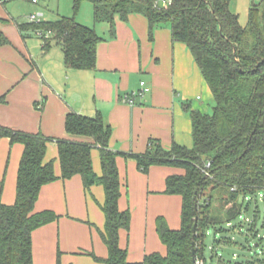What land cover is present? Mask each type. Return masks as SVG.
Returning <instances> with one entry per match:
<instances>
[{
  "label": "trees",
  "instance_id": "1",
  "mask_svg": "<svg viewBox=\"0 0 264 264\" xmlns=\"http://www.w3.org/2000/svg\"><path fill=\"white\" fill-rule=\"evenodd\" d=\"M84 2L92 4L95 23L110 25L112 37L116 17L128 21L134 14L145 16L152 38L156 28L169 25L173 40L187 45L212 90L213 114L190 110L193 148L174 143L167 150L160 141L150 140L146 152L138 155L111 150L113 131L102 115L87 117L72 112L66 118L70 137L91 142L54 140L42 134H26L0 126V139L8 138L11 144L20 143L25 148L14 205L3 204L0 187V264H34L33 232L58 219L52 212L34 211L41 189L59 179L54 162H45L51 141L58 144L60 179L66 181L81 176L87 190L94 185L105 189L102 210L106 224L101 237L109 256L105 260L95 257L96 260L105 264H194V250L196 258L205 261L209 228L221 224L222 218L231 225L247 209L245 199L264 190V25L261 12L258 7L252 8L248 25L242 26L228 0H174L167 8L156 6L154 0H74L76 14ZM3 22L0 20V24ZM19 29L50 33V38L43 39V49L49 50L52 42L60 46L67 69H96L98 46L104 39L94 29L78 23L76 17L21 24ZM8 43L0 28V45ZM94 149L100 152L102 176L93 169ZM119 156L135 159L143 173H148L152 166L185 171L184 175H174L166 181V193L181 196L183 204L179 230H172L164 220H158L157 231L167 247L165 256L155 253L142 262L130 263L127 251L119 246L120 232L129 230L131 222L130 211L119 209L122 196L117 167ZM207 163H211L210 168H206ZM216 201L220 207H214ZM226 240L232 244L230 239Z\"/></svg>",
  "mask_w": 264,
  "mask_h": 264
},
{
  "label": "crops",
  "instance_id": "2",
  "mask_svg": "<svg viewBox=\"0 0 264 264\" xmlns=\"http://www.w3.org/2000/svg\"><path fill=\"white\" fill-rule=\"evenodd\" d=\"M93 11V6H92ZM60 19V18H59ZM0 28L8 40L0 45V126L26 134H42L54 140L91 142L72 138L66 131V118L72 113L87 117L102 115L112 128L110 148L124 154H143L150 140H158L170 150L174 143L193 148L190 110L209 113L214 96L186 44L175 42L169 25L158 27L150 36L148 19L131 15L128 21L115 19V36L108 23L83 24L108 34L99 44L95 70L67 69L63 51L52 42L44 51L43 39L35 32H21L0 0ZM102 26V27H99ZM38 37L41 41L38 42ZM132 104L122 97L141 90ZM24 145L0 139V187L2 202L12 206L17 197V178ZM45 162H54L59 178L45 185L35 212H52L58 219L32 234L34 264H105L108 248L101 233L106 217L102 210L105 189L84 187L81 176L62 180L59 149L49 142ZM94 172L102 176L100 152L92 151ZM117 167L122 196L120 211H130L129 230L120 232L119 246L130 263L142 262L148 255L167 254L157 223L166 222L172 230L182 225L181 196L166 193V181L184 175L180 168L152 166L148 173L138 169L133 158L119 156Z\"/></svg>",
  "mask_w": 264,
  "mask_h": 264
},
{
  "label": "rangeland",
  "instance_id": "3",
  "mask_svg": "<svg viewBox=\"0 0 264 264\" xmlns=\"http://www.w3.org/2000/svg\"><path fill=\"white\" fill-rule=\"evenodd\" d=\"M3 1H5V8L11 18L19 25L31 23L32 15L41 17L43 21H56L61 17H76V20L83 24L94 25L92 4L89 2H84L76 14L74 0H39L37 5L32 4L30 0ZM228 1L231 11L239 16L242 26L248 25L250 10L254 7L260 10L261 23L264 25V0ZM103 27L105 28L100 32L105 38L109 29L106 24ZM35 39L38 42L41 41L38 37ZM54 47L58 49L57 51H62L57 44ZM214 106L215 102L209 103V113L206 114L212 115ZM217 201L214 202V207H220ZM246 202L247 209H244L241 218L233 221L230 226L222 218L221 224L209 228L205 240L206 264H264V190L249 197ZM226 239H230L232 244Z\"/></svg>",
  "mask_w": 264,
  "mask_h": 264
},
{
  "label": "built area",
  "instance_id": "4",
  "mask_svg": "<svg viewBox=\"0 0 264 264\" xmlns=\"http://www.w3.org/2000/svg\"><path fill=\"white\" fill-rule=\"evenodd\" d=\"M32 4L37 5L39 3V0H30ZM155 1V5L156 6H160V7H164L167 8L169 5H171L173 3L174 0H154ZM45 21H43L41 19V17H37L35 15L31 16V23H35V24H41ZM36 35L42 39H48L50 38L51 34L50 33H43L42 31H37L35 32ZM148 91V89L146 88V84L144 82L141 83V90L140 91H136V92H132L130 94H126L122 97V100L125 103H129L132 104L133 100L138 97V96H143L146 92ZM211 163H207L206 164V168H210ZM207 176H209V173H206ZM249 198V197H248ZM245 199V201H247V199ZM251 200V199H250ZM241 218V216H240ZM230 226V225H229ZM196 264H205V261L201 258H196Z\"/></svg>",
  "mask_w": 264,
  "mask_h": 264
},
{
  "label": "water",
  "instance_id": "5",
  "mask_svg": "<svg viewBox=\"0 0 264 264\" xmlns=\"http://www.w3.org/2000/svg\"><path fill=\"white\" fill-rule=\"evenodd\" d=\"M195 230H196V225H195ZM193 263L196 264V255H195V251L194 250H193Z\"/></svg>",
  "mask_w": 264,
  "mask_h": 264
}]
</instances>
